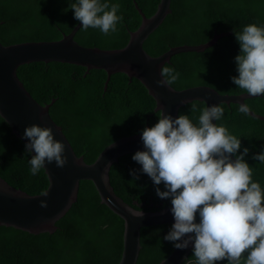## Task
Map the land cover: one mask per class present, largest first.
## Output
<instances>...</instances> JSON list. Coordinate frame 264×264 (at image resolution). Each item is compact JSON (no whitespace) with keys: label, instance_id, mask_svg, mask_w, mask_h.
Instances as JSON below:
<instances>
[{"label":"trees","instance_id":"16d2710c","mask_svg":"<svg viewBox=\"0 0 264 264\" xmlns=\"http://www.w3.org/2000/svg\"><path fill=\"white\" fill-rule=\"evenodd\" d=\"M150 16L159 0H136ZM75 0H0V42L7 46L25 42L56 41L72 31L79 22L69 3ZM118 3L123 20L118 31L104 36L98 29H80L75 41L84 47L116 49L126 45L129 32L141 23L133 0H109ZM68 9L67 11H64ZM172 12L144 42L145 51L157 57L170 48L183 44L197 45L212 38L215 32L232 34L201 52L181 53L166 64L180 74L171 85L176 90L208 86L220 94L245 93L231 80L238 76L235 57L240 46L234 34L248 24L264 25V0H172ZM85 69L70 64L31 63L18 68L17 75L25 89L41 105L50 104L49 113L77 156L86 163L114 141L143 132L159 119L155 101L140 81L118 73L111 76L93 70L84 77ZM251 111L264 116V96L245 101ZM195 104L197 110L191 111ZM224 115L217 121L241 140L240 152L247 147L245 162L253 168V180L264 188V163L253 156L264 151V121L239 112L238 104H221ZM203 102L194 101L182 107L179 115H187L198 124ZM125 155L112 165L110 182L115 193L136 209L156 211L171 204V199L157 196L153 181L140 172L141 165ZM239 155V153H237ZM25 144L0 117V177L12 187L30 195H38L48 187L42 169L30 174ZM137 170L139 179L130 175ZM165 190L163 184L159 185ZM197 222L199 216L197 214ZM53 234L32 235L13 228L0 227V264H118L123 250L124 221L101 204L90 181H81L78 200L56 223ZM171 225L145 227L141 230V251L137 264H159L173 251V242L163 239ZM193 256V251L190 257ZM223 261L217 264H223Z\"/></svg>","mask_w":264,"mask_h":264},{"label":"clouds","instance_id":"9594fccd","mask_svg":"<svg viewBox=\"0 0 264 264\" xmlns=\"http://www.w3.org/2000/svg\"><path fill=\"white\" fill-rule=\"evenodd\" d=\"M69 8L81 22L80 29H98L104 36L116 33L117 24L123 20L117 15L120 5L109 0H75ZM234 34L240 54L234 58L238 76L231 80L251 96H264V25L248 24ZM160 76L158 86L170 88L180 74L163 65ZM190 110L195 112L196 105ZM238 110L251 113L247 103H241ZM223 115L221 105H212L201 110L198 124H194L187 115L173 118L161 108L158 122L143 129L145 150L137 151L132 159L153 181L157 196L171 199L175 222L163 239L173 242L177 249L192 246L193 256L185 258L184 264H217L223 260V264H264V188L253 180V168L245 162L249 149L240 152V138L217 124ZM22 138L28 141L25 154L35 152L28 160L31 175L45 169L46 162H55L58 168L67 163L65 145L54 138L50 127L33 124L25 128ZM253 159L264 163V151ZM130 175L139 179L135 169Z\"/></svg>","mask_w":264,"mask_h":264},{"label":"water","instance_id":"95a60500","mask_svg":"<svg viewBox=\"0 0 264 264\" xmlns=\"http://www.w3.org/2000/svg\"><path fill=\"white\" fill-rule=\"evenodd\" d=\"M134 5L141 15V23L135 31L129 32L126 45L116 49H100L83 47L74 37L82 27L79 21L72 31L64 34L60 40L25 42L3 45L0 42V117L10 126L12 133L24 144L25 128L33 124L50 127L54 138L65 145L64 155L67 163L58 168L55 162L45 164V175L48 187L38 195H30L12 187L0 177V227L13 228L32 235L56 232V223L63 218L77 202L81 181L93 183L101 204L105 205L116 216L124 221L123 250L118 264H137L141 251V230L145 227L173 225L172 205L159 211H143L134 208L119 197L110 182V169L113 164L125 155L145 150L142 132L120 138L108 145L93 163H86L83 156H77L62 131L51 118L49 109L55 102L39 104L25 89L17 70L31 63L58 62L80 66L85 69L84 77L93 70H102L107 79L104 90H107L111 76L122 73L131 81L133 78L141 82L148 94L155 101V113L179 116L182 107L194 101L203 102L206 107L221 104L245 103L246 100L258 98L247 93L239 95H222L208 86H195L184 90H176L172 86H158L162 79L160 68L170 63L177 54L201 52L214 45L219 38L232 34V31L215 32L210 40L197 45L183 44L170 48L164 54L153 57L143 45L172 12V0H159L156 10L147 16L136 0ZM1 24V23H0ZM187 101V103H183ZM251 117L264 121V116L251 111ZM216 123L215 120L212 121ZM149 127V126H147ZM31 155H35V152ZM235 160V156L232 157ZM46 194V195H45ZM42 202L46 206H42ZM143 213L136 217L132 213ZM192 246L187 249L174 247L171 254L159 264H184L189 258ZM245 258L248 253L245 252ZM225 264H228L226 262Z\"/></svg>","mask_w":264,"mask_h":264}]
</instances>
